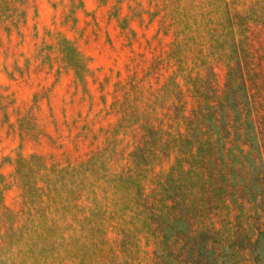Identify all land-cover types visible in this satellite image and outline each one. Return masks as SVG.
<instances>
[{
	"label": "rangeland",
	"instance_id": "rangeland-1",
	"mask_svg": "<svg viewBox=\"0 0 264 264\" xmlns=\"http://www.w3.org/2000/svg\"><path fill=\"white\" fill-rule=\"evenodd\" d=\"M263 141L264 0H0V264H264Z\"/></svg>",
	"mask_w": 264,
	"mask_h": 264
},
{
	"label": "trees",
	"instance_id": "trees-1",
	"mask_svg": "<svg viewBox=\"0 0 264 264\" xmlns=\"http://www.w3.org/2000/svg\"><path fill=\"white\" fill-rule=\"evenodd\" d=\"M238 67H240V64ZM236 124L237 120L235 118H229L226 121V129L220 131L219 145L223 151L222 162L227 167H231L232 165H241L244 167L248 165V160L245 156H238L239 153L243 152L244 148L247 152L248 143L244 140L247 136L242 132L241 127ZM255 149L258 150V147ZM258 160L261 162L260 159ZM259 195H262V192Z\"/></svg>",
	"mask_w": 264,
	"mask_h": 264
}]
</instances>
